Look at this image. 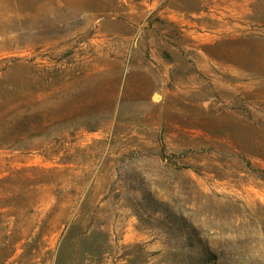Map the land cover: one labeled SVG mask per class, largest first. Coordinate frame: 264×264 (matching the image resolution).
<instances>
[{
  "label": "rangeland",
  "instance_id": "374dc122",
  "mask_svg": "<svg viewBox=\"0 0 264 264\" xmlns=\"http://www.w3.org/2000/svg\"><path fill=\"white\" fill-rule=\"evenodd\" d=\"M0 264H264V0H0Z\"/></svg>",
  "mask_w": 264,
  "mask_h": 264
},
{
  "label": "water",
  "instance_id": "95a60500",
  "mask_svg": "<svg viewBox=\"0 0 264 264\" xmlns=\"http://www.w3.org/2000/svg\"><path fill=\"white\" fill-rule=\"evenodd\" d=\"M155 97H156L155 100L159 99V96L157 94H155Z\"/></svg>",
  "mask_w": 264,
  "mask_h": 264
},
{
  "label": "bare ground",
  "instance_id": "6f19581e",
  "mask_svg": "<svg viewBox=\"0 0 264 264\" xmlns=\"http://www.w3.org/2000/svg\"><path fill=\"white\" fill-rule=\"evenodd\" d=\"M156 97H155V95H154V99H155Z\"/></svg>",
  "mask_w": 264,
  "mask_h": 264
}]
</instances>
